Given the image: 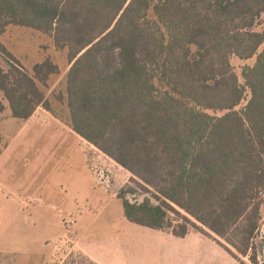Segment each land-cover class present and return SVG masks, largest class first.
<instances>
[{"label": "trees", "instance_id": "obj_1", "mask_svg": "<svg viewBox=\"0 0 264 264\" xmlns=\"http://www.w3.org/2000/svg\"><path fill=\"white\" fill-rule=\"evenodd\" d=\"M263 14L264 0H0V35L32 29L66 53L64 92L53 97L71 130L132 176L139 191L117 194L129 223L176 238L195 229L240 264H259ZM0 56L12 117L42 107L59 119L46 96L58 67L46 60L29 73L1 43ZM232 57H256L242 72L243 107Z\"/></svg>", "mask_w": 264, "mask_h": 264}, {"label": "rangeland", "instance_id": "obj_2", "mask_svg": "<svg viewBox=\"0 0 264 264\" xmlns=\"http://www.w3.org/2000/svg\"><path fill=\"white\" fill-rule=\"evenodd\" d=\"M254 31L264 32V14ZM0 43L29 73L46 60L58 67L59 75L51 77L46 96L60 117L40 107L27 121L15 119L0 92L4 106L0 113V264H90L89 255L103 264H121V260L123 264H174L183 257H188L187 264H195L192 257L198 250L208 264L231 263L222 248L195 229L187 238L173 237L175 244H167L156 230L129 223L117 194L126 187L139 191L132 176L76 135L65 104L54 98L64 92L70 68L66 53L55 48L50 34L28 28L8 27ZM255 62L256 57H232L241 87L245 88L244 68ZM0 67L8 68L1 56ZM249 97L245 88L241 107ZM128 198L142 201L137 194ZM50 219L56 224L49 231L40 230L39 225ZM44 239L46 255L34 256ZM87 243L92 246L88 256L83 250ZM256 245L259 264H264V240L257 239Z\"/></svg>", "mask_w": 264, "mask_h": 264}, {"label": "crops", "instance_id": "obj_3", "mask_svg": "<svg viewBox=\"0 0 264 264\" xmlns=\"http://www.w3.org/2000/svg\"><path fill=\"white\" fill-rule=\"evenodd\" d=\"M37 212H33V214H36ZM41 214V213H44V211L42 210V211H38V214ZM56 224V222L55 221H53L52 219H50V220H45V221H43V223H42V225H39V227H40V230H46V231H49V229H51L52 228V226H54ZM156 232H158V235L159 236H161L162 238H163V240L165 239H167V241H165L164 240V242L165 243H167V244H175V238L176 237H174L171 233H169V232H164V231H156ZM190 234H192L191 232H189V234L185 237V238H187L188 236H190ZM198 234H200V233H198ZM200 236H204V235H202V234H200ZM173 237H174V239H173ZM205 237V236H204ZM185 238H183V239H185ZM207 238V237H206ZM178 239V238H177ZM210 240V239H209ZM41 242H43V243H41L40 244V251H38V252H36L35 253V255L34 256H45L46 255V246H45V243H47V241H46V239H44V240H42ZM212 242H214V241H212ZM202 243H205L206 244V242H202ZM214 243H216V242H214ZM217 244V243H216ZM218 245V244H217ZM219 246V245H218ZM91 243H87V245H86V247L85 248H83V250H84V252L86 253V255L88 256L89 255V251H90V249H91ZM220 247V246H219ZM220 248H222V247H220ZM223 249V248H222ZM224 250V249H223ZM202 251H200V250H198L197 251V253H198V255H196V257H192V258H194V263L195 264H208L207 263V260L206 259H204L203 258V256H202V253H201ZM224 252L225 253H227L225 250H224ZM228 254V253H227ZM90 256V255H89ZM88 256V259L89 260H91V262H93L94 264H103V263H101L99 260H96V259H92L91 257H89ZM228 256L230 257V258H232L229 254H228ZM229 262H231V263H228V264H233L232 263V261H231V259H229V257H227V256H224ZM191 258V259H192ZM222 259H223V257H222ZM138 260V259H137ZM232 260H234L237 264H240L238 261H236L235 259H233L232 258ZM174 261V264H187L188 263V257H183V258H178V260L176 259V260H173ZM127 264H130V262H126ZM105 264V263H104ZM121 264H123V262H122V260H121Z\"/></svg>", "mask_w": 264, "mask_h": 264}, {"label": "built area", "instance_id": "obj_4", "mask_svg": "<svg viewBox=\"0 0 264 264\" xmlns=\"http://www.w3.org/2000/svg\"><path fill=\"white\" fill-rule=\"evenodd\" d=\"M262 233L264 234V229L262 230Z\"/></svg>", "mask_w": 264, "mask_h": 264}]
</instances>
